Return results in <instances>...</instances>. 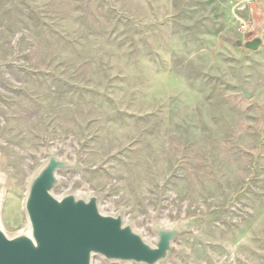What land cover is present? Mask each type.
<instances>
[{
  "label": "rangeland",
  "instance_id": "374dc122",
  "mask_svg": "<svg viewBox=\"0 0 264 264\" xmlns=\"http://www.w3.org/2000/svg\"><path fill=\"white\" fill-rule=\"evenodd\" d=\"M49 153L150 245L193 223L160 264H264V0H0L8 238Z\"/></svg>",
  "mask_w": 264,
  "mask_h": 264
},
{
  "label": "water",
  "instance_id": "95a60500",
  "mask_svg": "<svg viewBox=\"0 0 264 264\" xmlns=\"http://www.w3.org/2000/svg\"><path fill=\"white\" fill-rule=\"evenodd\" d=\"M261 43L256 37L243 46L255 52ZM236 45L241 47L242 43ZM241 92L247 99L252 96L244 89ZM70 166L54 153L48 154L25 197L28 233L8 238L0 225V264H92L96 256L106 262L160 264L168 259L175 241L193 225L156 223V242L150 245L121 214L102 213L97 196L55 197L57 173ZM1 187L0 182V194Z\"/></svg>",
  "mask_w": 264,
  "mask_h": 264
},
{
  "label": "bare ground",
  "instance_id": "6f19581e",
  "mask_svg": "<svg viewBox=\"0 0 264 264\" xmlns=\"http://www.w3.org/2000/svg\"><path fill=\"white\" fill-rule=\"evenodd\" d=\"M1 197H2V194H0V199H1ZM26 233H28V229H27Z\"/></svg>",
  "mask_w": 264,
  "mask_h": 264
}]
</instances>
